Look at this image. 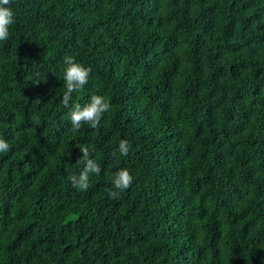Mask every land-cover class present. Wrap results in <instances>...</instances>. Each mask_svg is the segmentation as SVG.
<instances>
[{
    "label": "trees",
    "instance_id": "obj_1",
    "mask_svg": "<svg viewBox=\"0 0 264 264\" xmlns=\"http://www.w3.org/2000/svg\"><path fill=\"white\" fill-rule=\"evenodd\" d=\"M11 8L0 264H264V0ZM67 55L92 69L70 104H111L98 128L70 131ZM121 139L131 150L114 156ZM83 145L101 167L87 191L70 180ZM121 168L133 182L110 199Z\"/></svg>",
    "mask_w": 264,
    "mask_h": 264
},
{
    "label": "clouds",
    "instance_id": "obj_2",
    "mask_svg": "<svg viewBox=\"0 0 264 264\" xmlns=\"http://www.w3.org/2000/svg\"><path fill=\"white\" fill-rule=\"evenodd\" d=\"M12 0H0V41H6L10 36V26L15 22V14L11 8ZM66 65L63 73V81L65 92L63 93L62 103L69 108L68 116L70 119V131L78 132L83 125L87 124L95 129L100 126V122L106 112L111 108L110 102L101 95H92L89 102L81 105L80 103L70 104L72 94L78 92L87 85L92 72L91 67H86L76 61L73 56L67 55L64 58ZM46 80V78H45ZM82 156L78 162L85 164L84 169L79 175L70 176L73 187L80 191H87L91 186L90 177L92 174L100 175L101 167L92 157L89 146H78ZM10 149L9 143L0 138V153H7ZM131 150V144L126 139L119 141L118 149L113 152L115 156L117 152L120 156H127ZM71 153H69V156ZM134 177L127 168H121L112 176V189L108 190L110 199H118L120 194L126 191L132 184Z\"/></svg>",
    "mask_w": 264,
    "mask_h": 264
}]
</instances>
